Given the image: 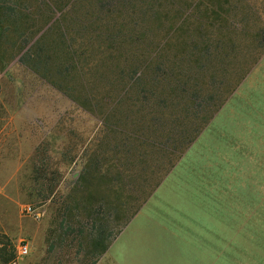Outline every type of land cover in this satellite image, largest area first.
I'll return each instance as SVG.
<instances>
[{
	"label": "rangeland",
	"instance_id": "rangeland-1",
	"mask_svg": "<svg viewBox=\"0 0 264 264\" xmlns=\"http://www.w3.org/2000/svg\"><path fill=\"white\" fill-rule=\"evenodd\" d=\"M177 6L182 23H173V48H182L194 28L186 20L195 8L206 30L241 14L248 15L250 37L264 27V0ZM257 53L249 75L162 182L138 195L125 187L136 180L121 176L123 160L108 150L112 136L97 116L27 66L1 71L0 247L14 250L9 264H264V50ZM95 154L100 172L85 182ZM110 200L118 207L111 219L139 210L98 254L108 242L95 248L88 233H78L77 216ZM22 241L25 256L17 252Z\"/></svg>",
	"mask_w": 264,
	"mask_h": 264
},
{
	"label": "trees",
	"instance_id": "trees-1",
	"mask_svg": "<svg viewBox=\"0 0 264 264\" xmlns=\"http://www.w3.org/2000/svg\"><path fill=\"white\" fill-rule=\"evenodd\" d=\"M182 1L0 0V72L15 63L27 66L97 116L112 136L106 135L108 150L123 160V175L116 177L135 179L124 182L135 195L162 182L264 50V27L251 38L248 15L209 23L206 30L198 8L187 12L186 24L194 28L187 29L182 48H173L168 42L179 26L173 23H182ZM92 159L85 182L100 172L96 154ZM138 210L114 220L112 200L85 206L77 231L88 233L95 248L108 242L101 254ZM14 256L0 247V264Z\"/></svg>",
	"mask_w": 264,
	"mask_h": 264
},
{
	"label": "built area",
	"instance_id": "built-area-1",
	"mask_svg": "<svg viewBox=\"0 0 264 264\" xmlns=\"http://www.w3.org/2000/svg\"><path fill=\"white\" fill-rule=\"evenodd\" d=\"M17 252L18 255L20 256H25L29 253V245L27 242L22 241L21 243H19L18 247H17ZM13 264H17L16 261L13 262Z\"/></svg>",
	"mask_w": 264,
	"mask_h": 264
}]
</instances>
